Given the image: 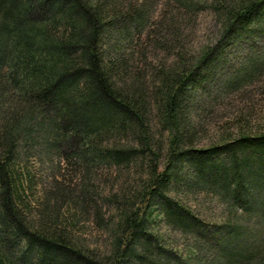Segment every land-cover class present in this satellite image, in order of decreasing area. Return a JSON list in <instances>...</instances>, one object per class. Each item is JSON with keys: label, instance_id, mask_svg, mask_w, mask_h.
<instances>
[{"label": "trees", "instance_id": "1", "mask_svg": "<svg viewBox=\"0 0 264 264\" xmlns=\"http://www.w3.org/2000/svg\"><path fill=\"white\" fill-rule=\"evenodd\" d=\"M263 70L264 0H0V264H264V128L191 116Z\"/></svg>", "mask_w": 264, "mask_h": 264}, {"label": "rangeland", "instance_id": "2", "mask_svg": "<svg viewBox=\"0 0 264 264\" xmlns=\"http://www.w3.org/2000/svg\"><path fill=\"white\" fill-rule=\"evenodd\" d=\"M213 27V22L209 20V14H202L199 17L196 30L198 39L212 36L215 32ZM246 65L247 60L243 59L239 62V64H235V67L240 66L245 68ZM260 77L264 78V75H261ZM252 81L254 82H246L242 88V91L244 92H238L239 96L238 93H228L226 97H224L225 95L223 94L225 93H218L221 91V86L212 88V93H218L217 100L214 102L208 101V103L205 104V109H197V114L200 117H196L195 114L191 115L197 119L198 123L195 120L194 122L199 124L198 134L196 137L197 145L212 143L218 138V136L221 135L229 134L231 136H235L238 126H245V128L248 129H245L247 133L259 131L264 128V91H261L259 89V85L256 84L258 82V77ZM240 96L243 97L241 98ZM239 116L241 118L239 120H243L242 122H237ZM38 189L41 190L40 188ZM35 191L38 190H34V192ZM34 194L38 196L40 195V192L38 191ZM180 194L183 197L185 196L183 192ZM197 201H199V209H201L203 214H205L208 218H216L219 212L222 211L221 208L216 205L211 196L202 194L197 197ZM248 220H250V225L256 228L261 226V224L263 225L257 215H253V217ZM81 225L86 232L92 230L88 221L82 222ZM92 237L93 236L88 232L84 234V237H81V240L84 242V238H86L87 242H89L91 239L88 238Z\"/></svg>", "mask_w": 264, "mask_h": 264}]
</instances>
